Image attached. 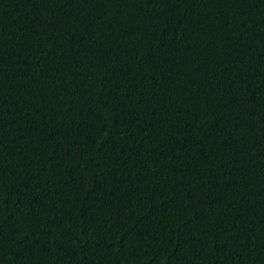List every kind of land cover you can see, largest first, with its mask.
Masks as SVG:
<instances>
[{"label": "trees", "instance_id": "obj_1", "mask_svg": "<svg viewBox=\"0 0 264 264\" xmlns=\"http://www.w3.org/2000/svg\"><path fill=\"white\" fill-rule=\"evenodd\" d=\"M0 264H264V0H0Z\"/></svg>", "mask_w": 264, "mask_h": 264}]
</instances>
